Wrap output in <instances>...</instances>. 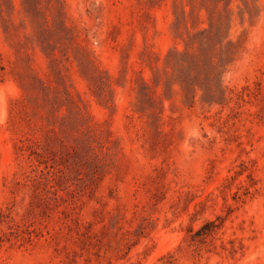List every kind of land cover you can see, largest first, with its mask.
<instances>
[{"label":"rangeland","instance_id":"obj_1","mask_svg":"<svg viewBox=\"0 0 264 264\" xmlns=\"http://www.w3.org/2000/svg\"><path fill=\"white\" fill-rule=\"evenodd\" d=\"M0 264H264V0H0Z\"/></svg>","mask_w":264,"mask_h":264},{"label":"trees","instance_id":"obj_2","mask_svg":"<svg viewBox=\"0 0 264 264\" xmlns=\"http://www.w3.org/2000/svg\"><path fill=\"white\" fill-rule=\"evenodd\" d=\"M216 226H218V225L216 224L215 221L208 222L206 225H204V227L201 230H199V236H203L206 233H208L209 231L211 232L212 230H214L212 228H215ZM208 227H211V229L208 230ZM205 229H207L208 231H206Z\"/></svg>","mask_w":264,"mask_h":264}]
</instances>
